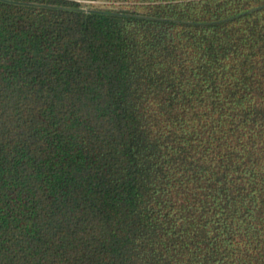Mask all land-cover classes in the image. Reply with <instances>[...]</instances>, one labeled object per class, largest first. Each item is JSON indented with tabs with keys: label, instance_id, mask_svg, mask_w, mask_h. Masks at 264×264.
I'll return each mask as SVG.
<instances>
[{
	"label": "trees",
	"instance_id": "16d2710c",
	"mask_svg": "<svg viewBox=\"0 0 264 264\" xmlns=\"http://www.w3.org/2000/svg\"><path fill=\"white\" fill-rule=\"evenodd\" d=\"M0 264H264V0H0Z\"/></svg>",
	"mask_w": 264,
	"mask_h": 264
},
{
	"label": "rangeland",
	"instance_id": "374dc122",
	"mask_svg": "<svg viewBox=\"0 0 264 264\" xmlns=\"http://www.w3.org/2000/svg\"><path fill=\"white\" fill-rule=\"evenodd\" d=\"M89 3V2H88ZM91 5H94V6H106V7H109L107 2H104V1H97V2H91L90 3ZM89 6H87L88 8Z\"/></svg>",
	"mask_w": 264,
	"mask_h": 264
}]
</instances>
